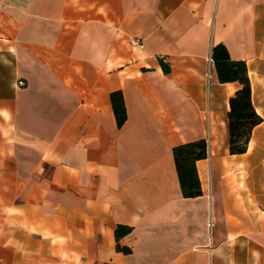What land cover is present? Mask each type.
Listing matches in <instances>:
<instances>
[{"label":"crops","instance_id":"1","mask_svg":"<svg viewBox=\"0 0 264 264\" xmlns=\"http://www.w3.org/2000/svg\"><path fill=\"white\" fill-rule=\"evenodd\" d=\"M216 45L261 117L241 154ZM0 264H264V0H0Z\"/></svg>","mask_w":264,"mask_h":264},{"label":"trees","instance_id":"2","mask_svg":"<svg viewBox=\"0 0 264 264\" xmlns=\"http://www.w3.org/2000/svg\"><path fill=\"white\" fill-rule=\"evenodd\" d=\"M211 59L220 83L237 82L240 85V88L229 98L228 150L230 154H241L246 151L252 129L261 122V117L256 113L251 102L247 68L243 61L231 60L222 45L212 48ZM161 64L168 68L162 61ZM110 102L117 125L121 127L126 119L121 92H112ZM172 152L182 196L184 198L200 196L202 192L195 162L207 156L206 141L204 139L190 141L175 146ZM130 231V227L119 225L115 230V237L118 240ZM117 249L125 253L129 251L118 245Z\"/></svg>","mask_w":264,"mask_h":264},{"label":"built area","instance_id":"3","mask_svg":"<svg viewBox=\"0 0 264 264\" xmlns=\"http://www.w3.org/2000/svg\"><path fill=\"white\" fill-rule=\"evenodd\" d=\"M132 44H133L134 46L143 47V45H142L138 40H134V41L132 42ZM209 79H210V68H208L207 73H206V80H207V83H208ZM18 85L22 86V85H24V82H23V81H19V82H18ZM209 227H210V229H211V227H212V223H211V222H210V224H209Z\"/></svg>","mask_w":264,"mask_h":264}]
</instances>
